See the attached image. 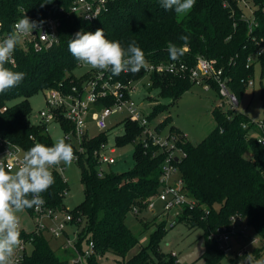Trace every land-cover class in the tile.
I'll return each instance as SVG.
<instances>
[{"label": "trees", "instance_id": "16d2710c", "mask_svg": "<svg viewBox=\"0 0 264 264\" xmlns=\"http://www.w3.org/2000/svg\"><path fill=\"white\" fill-rule=\"evenodd\" d=\"M73 2L0 0V34L4 37L23 15L35 21H45L49 17L60 19L55 43L37 50L32 43L21 42L13 53L14 63L5 64V67L26 75L17 87L0 94V151L10 145L25 154L36 143L54 144L48 124L31 120L29 98L51 87L69 91L96 70L93 68L81 77L74 74L81 62L68 51V42L81 30L94 33L103 29L107 39L119 41L125 48L135 40L149 62L173 61L167 52L169 43L185 48L176 61L190 67L196 65L199 55L212 59L232 77L229 85L239 101L248 89V81L254 80L257 66L261 82L264 80V0H252L255 19L252 30L240 0H196L186 15L165 10L160 0H110L107 11L93 21L70 13ZM182 35L189 36L186 44L180 39ZM249 57L252 58L250 62ZM145 74L141 69L136 74L121 73L118 78L135 82ZM150 79V88L159 90L158 97L171 101L165 103L156 98L151 110L143 112L151 121L158 117L155 128L158 132L179 134L177 144L186 155L176 164L186 191L197 199V205L185 207L176 222L185 221L192 227L203 228L206 250L202 256L207 264H218L226 254L209 235L217 226L229 224L232 216L244 218L264 240V141L260 140L264 131L259 130L244 111L216 105L212 109L215 127L199 142L184 138V132L172 123L170 104H175L196 82L189 75L156 71L150 73ZM210 84L219 93L216 83L210 81ZM147 98L154 99L151 95ZM262 98L264 105V86ZM112 103V98L101 99L99 107ZM57 121L65 133L71 130L72 125L66 117L61 116ZM122 121L124 133L115 136V145L134 143L131 169L115 172L98 168L99 153L108 143L107 128L82 140L85 151L76 163L81 170L84 199L75 208L69 209L65 205L69 183L58 166L50 168L54 184L41 193L45 208L70 213V224L78 225L75 245L66 240V249L73 247L80 255L86 250H83V242L89 245L92 241L93 252L83 257L82 262L74 263L72 259L78 255L70 260L62 257L44 234L49 229H40L37 225L34 230L20 231V239L26 244L31 243L33 248L30 253L25 248L17 264H102L100 258L107 253L120 256V264H175L176 256L164 252L160 246L168 223L166 219L157 223L159 215L143 223L142 231L153 228L148 243L127 258L129 251L140 244L139 235L127 223L128 215L139 216L140 212L149 210V200L161 188L160 177L167 152L151 141L144 142L148 134L139 122L129 118ZM255 131L259 135L252 133ZM64 139L74 152L78 151L75 143ZM9 172L14 174L15 171ZM135 208H138L137 213ZM27 210L35 219V206ZM248 253L258 258L264 254V245L241 254ZM241 254L230 258L232 264H238Z\"/></svg>", "mask_w": 264, "mask_h": 264}, {"label": "built area", "instance_id": "2783aa9c", "mask_svg": "<svg viewBox=\"0 0 264 264\" xmlns=\"http://www.w3.org/2000/svg\"><path fill=\"white\" fill-rule=\"evenodd\" d=\"M110 0H74L70 6L69 12L77 16L83 17L86 20L93 21L108 8ZM245 10L244 17L250 21V28L255 22L253 17L254 8L249 1L240 0ZM60 19L57 17H49L39 30H33L32 35H28L23 39V43L33 44L35 49L48 48L58 40V27ZM2 22L0 21V29ZM6 37L0 34V41ZM27 41V42H26ZM13 60V58H12ZM252 60L249 57V62ZM146 73L158 72L166 74L189 75L196 84H201L206 90L211 89L210 81H214L219 88L220 95L226 99L229 108L237 109L240 101L234 91L230 88L229 82L232 77L225 72L224 67L218 66L216 62L203 55L197 57L195 66H188L187 63L181 61H162L149 62ZM132 81L125 82L118 76H112L110 71L96 69L85 79L81 85H75L71 90L51 87L45 90L46 107L39 111L38 121L49 125L52 121H57L59 117H66L72 125L71 130L65 133V138L75 143L78 151L74 152L76 162L80 155L85 151L82 145V140L86 136H92L90 129L92 125L96 128L105 130L109 127L110 118L116 113L125 114L124 118H129L139 122L144 127V133L148 134V138L144 139L146 144L151 141L164 148L167 152L163 162V172L160 177V191L148 202V209L154 210L156 201L160 200L164 204L162 216L167 220V223L175 224L176 219H172L178 214H172L175 209L177 213H181L185 207H194L197 205V199L190 196L185 188V181L181 176L176 162L180 161L186 152L178 146L177 141L180 139L176 132H158L155 130L157 119H151L143 112L138 102L133 98L135 88ZM254 80L250 79L248 85H253ZM112 98L113 103L107 106H100L99 102L104 99ZM225 104V102H223ZM221 106H223L221 104ZM63 113V115H61ZM155 121V122H154ZM259 130L264 131V120L256 124ZM244 126H246L244 124ZM184 138L188 137L186 133H182ZM264 141V135L260 137ZM106 146L104 147V149ZM111 152H115V147L110 148ZM24 154L21 150L6 146L0 151V165H3L7 171H16L21 165ZM178 158V159H176ZM99 161L108 164H113L116 159L112 155L105 152L99 153ZM63 168L64 164L55 165ZM54 167V166H52ZM102 172V171H101ZM102 174V173H100ZM35 220L38 228H48L54 236L63 234L68 225L72 221V215L68 212H58L53 209L45 208L43 205L37 209L35 207ZM138 212V208L134 209ZM49 219L52 223L46 225L45 222ZM244 218L240 216H232L229 224L217 226L210 233V237L217 240L220 247L225 251L230 249V241L236 235L242 241L247 234V226L244 224ZM255 241L257 239L255 238ZM68 243L73 245L70 239ZM26 243L21 240V244L16 249L12 257V264L20 262ZM94 243L91 241L83 254L72 259L74 263L82 262L83 257L89 256L93 252Z\"/></svg>", "mask_w": 264, "mask_h": 264}, {"label": "rangeland", "instance_id": "374dc122", "mask_svg": "<svg viewBox=\"0 0 264 264\" xmlns=\"http://www.w3.org/2000/svg\"><path fill=\"white\" fill-rule=\"evenodd\" d=\"M246 1H249L250 4L253 5L252 0ZM91 69H93L91 66L81 62V64L74 70V74L77 77H81ZM150 83V73H146L142 78L133 83L135 88L133 98L146 113L151 110L152 104L156 98V100L165 103H170L171 101L169 98L158 97L159 90L150 88ZM263 86L264 80L261 82L259 66H257L254 84L248 86L246 93L237 107L238 110L244 111L249 116L250 120L254 121L256 124L264 120V105L262 98ZM148 95L153 96L154 99L147 98ZM29 101L32 106V114L30 118L33 122H37L39 119V111L46 107L45 92H38L31 96ZM223 102H225V104H223ZM221 104L224 108H228L226 99L220 96L217 91L212 88L206 90L201 84H195L190 90L185 91L175 104H170L172 123L186 133L191 141L199 142L215 127V119L212 115V109L214 106ZM161 116H164V113ZM124 117L125 114L116 113L110 118L107 132L108 143L106 148L102 150V152L114 156L116 162L113 164L100 162L98 164L99 169H111L115 172H121L129 170L134 166V143L130 142L124 146L115 145V136L124 133V122L122 121ZM48 130L54 143L60 138H65L64 129L58 121H52L49 123ZM99 132H101V130L92 125L90 134H96ZM252 133H257L259 135L258 131ZM111 147H115L116 151L114 153L110 151ZM58 170L69 183V189L64 198L65 205L67 208L73 209L84 199L81 170L74 161L70 166L64 165L63 168H58ZM163 210L164 204L162 201L158 200L155 203L154 210L149 209L140 212L139 216H135L132 213L128 215L127 223L132 230L139 235L140 244L136 245L129 251L127 258L136 253L142 245L148 243L153 228L142 231L143 223L158 215L159 217L156 218L157 223L164 221V217L162 216ZM172 214H178V216H175L174 218L172 217L170 220L176 219L177 221L178 217L181 216V213H177L175 209L172 211ZM17 215L20 217V231H31L37 227L36 220L27 209L23 212L17 213ZM243 222L248 228L246 237L240 241L239 238L234 235L230 241V249L225 251L226 254L218 264H232L230 258L235 257L236 254H241L244 250L250 251L255 247H262L264 245V240H262L255 229L252 226H249L246 221ZM45 224L50 225L48 222H45ZM77 227L78 225L75 223L68 225L67 231L69 237H66L65 234L60 237H54L48 230L44 232V234L50 239L52 247L56 249L62 257L69 260L79 254L75 248L71 247L66 249L65 247L66 240L68 239H70L73 245H75L77 239L75 230ZM203 233L204 230L202 227H192L185 221H179L176 222V224H171V222H169L167 225V231L162 236L160 242L161 249L166 253H171L176 256L177 261L175 264H207L202 256L206 250V240ZM255 238L257 241H255ZM82 247L83 250L87 249V242L84 241ZM26 248L30 253L33 245L27 243ZM261 257H264V254L257 259ZM119 259L120 256L113 253H107L100 258V261L102 264H120Z\"/></svg>", "mask_w": 264, "mask_h": 264}, {"label": "clouds", "instance_id": "9594fccd", "mask_svg": "<svg viewBox=\"0 0 264 264\" xmlns=\"http://www.w3.org/2000/svg\"><path fill=\"white\" fill-rule=\"evenodd\" d=\"M195 3L196 0H160L162 8L178 15L188 14ZM43 23L23 15L7 37L0 41V94L17 87L25 79L24 72L13 71L5 64L14 63L12 57L17 45L32 35L33 30L41 29ZM180 39L186 44L189 36L182 35ZM68 51L78 61L101 70V74L104 71H110L112 76L136 74L148 67L145 53L135 40L125 48L119 41L107 39L103 29L94 33L78 31L69 40ZM184 51V47L167 45L169 58L173 61L178 60ZM75 158L71 144L60 138L52 146L36 143L24 154L14 174L0 165V264H12V257L21 244L17 213L34 206L39 209L45 203L41 193L54 184L50 168L61 163L70 166ZM238 264H264V257L257 259L252 253L241 254Z\"/></svg>", "mask_w": 264, "mask_h": 264}, {"label": "crops", "instance_id": "0c3cea01", "mask_svg": "<svg viewBox=\"0 0 264 264\" xmlns=\"http://www.w3.org/2000/svg\"><path fill=\"white\" fill-rule=\"evenodd\" d=\"M47 222H48V223H51V221H50V220H48ZM65 235H66V237H67V236H69V233H68V231H66V232H65Z\"/></svg>", "mask_w": 264, "mask_h": 264}, {"label": "water", "instance_id": "95a60500", "mask_svg": "<svg viewBox=\"0 0 264 264\" xmlns=\"http://www.w3.org/2000/svg\"><path fill=\"white\" fill-rule=\"evenodd\" d=\"M176 159H178V158H176Z\"/></svg>", "mask_w": 264, "mask_h": 264}]
</instances>
